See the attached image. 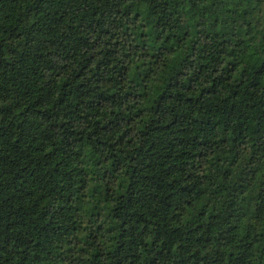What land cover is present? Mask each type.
<instances>
[{"label":"trees","instance_id":"trees-1","mask_svg":"<svg viewBox=\"0 0 264 264\" xmlns=\"http://www.w3.org/2000/svg\"><path fill=\"white\" fill-rule=\"evenodd\" d=\"M0 264H264V0H0Z\"/></svg>","mask_w":264,"mask_h":264}]
</instances>
